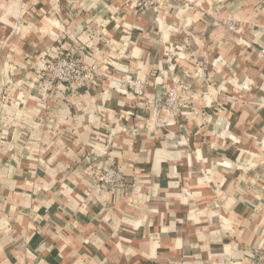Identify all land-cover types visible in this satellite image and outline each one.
<instances>
[{
  "label": "crops",
  "instance_id": "obj_1",
  "mask_svg": "<svg viewBox=\"0 0 264 264\" xmlns=\"http://www.w3.org/2000/svg\"><path fill=\"white\" fill-rule=\"evenodd\" d=\"M139 1L0 0V264L264 252V0ZM57 46L97 72L47 83L41 54ZM108 163L123 189L96 184Z\"/></svg>",
  "mask_w": 264,
  "mask_h": 264
},
{
  "label": "built area",
  "instance_id": "obj_2",
  "mask_svg": "<svg viewBox=\"0 0 264 264\" xmlns=\"http://www.w3.org/2000/svg\"><path fill=\"white\" fill-rule=\"evenodd\" d=\"M152 2L150 0H140L138 7L143 9L149 8ZM183 49L182 44H175V51H181ZM264 54V49H259ZM171 53V50H168ZM82 53H71L64 51L60 46L54 50L47 49L41 54V77L49 84H64L66 87L73 86L79 77L89 78L97 72V67L84 59ZM124 82L129 88L136 94L141 95L143 93V82L131 75L123 76ZM173 86L163 96V107L165 111L171 113L175 117L179 116L188 103L181 96V92L186 88L183 85V81L177 76L172 78ZM96 184L104 188H110L113 190L123 189L126 185L123 172L114 164H105L99 167L96 173H94ZM251 264H264V252L258 251L254 254L251 260Z\"/></svg>",
  "mask_w": 264,
  "mask_h": 264
}]
</instances>
